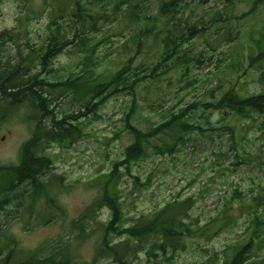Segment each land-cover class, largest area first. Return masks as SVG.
Instances as JSON below:
<instances>
[{
    "label": "rangeland",
    "instance_id": "rangeland-1",
    "mask_svg": "<svg viewBox=\"0 0 264 264\" xmlns=\"http://www.w3.org/2000/svg\"><path fill=\"white\" fill-rule=\"evenodd\" d=\"M141 1L144 13L152 16L158 13L162 0ZM25 2L31 3L29 6L39 11L23 14L25 4L20 3ZM229 3L234 4L230 6ZM49 6L47 0H0V33L8 30V34L23 36L24 32L30 31L31 42L41 44L50 18ZM251 7L252 3L248 0H216L205 7L189 5L178 15L180 18L177 19V24L188 27L190 23L186 22L190 21L192 30L185 28V41L180 47V54L184 55L178 67L169 70L154 86H145V102L142 103L143 110L139 115L145 128L161 122L164 111L172 106L177 109L195 100H214L231 87L245 96L259 94L264 89L256 68H248L247 39L241 38L242 42L222 40L225 25L221 22L211 28L212 19L221 17L230 19L234 31L245 27H253L259 31L264 26V19L259 12L246 16ZM107 12L112 14V7H107ZM26 17L31 19L27 20ZM202 21L208 24L207 28L203 32H197L195 22L200 27ZM125 24L127 21L121 24L116 20L105 21L98 32L91 33V42L96 45L95 53L99 62L96 64V74L116 72L131 56L135 57L133 65L142 63L145 67L160 59L162 45L157 41L146 44L138 54L133 48L129 52L125 50L123 44L126 36L123 35H128L131 31ZM170 26L175 32L176 26ZM70 37L78 40V46L68 45L48 67L53 72H43L42 75L49 76L50 80H64L71 72L78 73L82 70V65L78 64L82 60L78 56L81 52L79 45L87 37L84 34L77 38L74 35ZM25 41L23 37L19 43L23 45ZM17 51L14 42L0 40V64H14ZM168 64L173 65L171 61ZM41 87V91L54 100L56 112L63 114H72L79 109L83 113L86 110L84 102L91 96L88 94L77 101L72 92L66 95H62V92L58 99L53 97V87L46 84ZM57 92H60L59 89ZM154 100L158 102L151 105ZM97 102L99 99L94 104ZM130 103L131 96L126 93L108 98L99 109L97 118H80L85 132L82 139L67 147L52 143L45 150L54 159V174L64 175L63 181L50 182V195L64 210V216L61 210L56 218L51 216L50 210L45 207L46 198L42 197L36 207L38 211L44 212L42 218L20 217L22 201L15 200L16 194L8 193L6 210L9 211L8 214L11 213L9 217H13L11 231L19 238L22 247L37 248L45 241L66 233L71 221L78 218L100 196L102 183L99 179L107 176L114 163L124 158V149L133 140L125 131L123 120ZM1 113L4 114V110ZM31 114L28 106H22L12 116L0 122V166L19 163L21 146L32 136L35 127V122L28 116ZM228 115L223 112L218 114L216 111L203 113L201 117L199 115L198 121L214 130L207 135L194 133L192 140L173 155H161L153 151L148 158L133 163L132 172L139 175L140 181L146 186H135L130 176L124 172L118 183L123 196L124 224L127 225L168 202L188 197L193 198L192 217L200 225L209 223L217 213L225 210H228L227 215L232 214L231 220L212 240L194 237L187 250L170 254L166 262L159 263L158 259H150L142 252L138 253L131 264H199L215 255L222 257L225 251L233 250L249 238L253 230L249 205L252 197H256L259 192V184L264 187L263 117L256 115L254 119H242L244 121L236 123L242 131L235 133L237 145H244L255 157L252 162H244L239 161L236 150L231 147L230 134L220 130L223 118V124H226L229 121L227 119L233 117L232 114ZM119 131L121 136L116 137ZM4 177V180L8 178L0 173V180ZM2 197L6 199L5 194ZM260 203L257 208L264 213V202ZM108 215L109 211L102 209L98 212L97 220L106 222ZM3 216L4 214L0 216L1 220ZM98 236L100 237L95 232L82 241L73 243V248H77L76 254L84 264H92L98 247ZM263 257L264 246L255 250V260ZM110 261L111 259H100L95 264H109Z\"/></svg>",
    "mask_w": 264,
    "mask_h": 264
},
{
    "label": "trees",
    "instance_id": "trees-1",
    "mask_svg": "<svg viewBox=\"0 0 264 264\" xmlns=\"http://www.w3.org/2000/svg\"><path fill=\"white\" fill-rule=\"evenodd\" d=\"M211 1L216 0H162L158 13L148 16L144 13L141 0H47L50 3V18L41 44L31 42L30 31L24 32L23 36L8 34V30L0 33V40L14 42L18 49L14 64H0V122L22 106L31 109L32 114L28 116L35 122L32 136L21 146L19 163L0 166V173L8 177L0 180V213L4 214L3 219H0V264H84L76 254L77 248H73V243L95 232L100 237L92 264L100 259H111L109 264H131L138 253L142 252L148 258L158 259L162 263L169 260L170 254L187 250L194 237L210 241L225 229L232 218V214H226L228 210L217 213L209 223L200 225L192 217L194 201L191 197L168 202L152 213L138 217L131 224H124L123 196L118 183L120 176L126 173L135 186H146L140 181V176L132 172V164L148 158L153 151L161 155H173L192 140L194 133L207 135L214 128L198 121L206 112H223L227 116L232 114L233 117L228 118L226 124H223V118L220 130L230 134L231 147L236 150L239 161L255 160L253 153L248 152L244 145H237L238 141L234 137L236 132L242 133L236 123L244 121L242 119H254L256 115L263 117L264 132V89L259 94L245 96L231 87L214 100H195L177 109L172 106L164 111L161 122L147 129L139 117L143 110L142 103L145 102V86H154L183 60L184 54H180V47L185 41L187 26L177 24L180 18L178 15L189 5L205 7ZM248 1L252 7L246 16L259 12L264 19V0ZM20 4H25L23 14L39 11L30 7L31 3ZM107 7H112V14H108ZM115 20L120 24L127 21L125 25L131 29L128 35H123L126 36L123 44L125 50L129 52L133 48L138 54L146 44L157 41L162 45L160 59L145 67L142 63L133 65L135 57L131 56L116 72L96 74V64L99 63L95 53L97 48L91 42L90 35L98 32L103 22ZM219 22L225 25L222 40L242 42L241 38L247 39L248 68H256L259 81L264 84V26L259 31L253 27L234 31L229 18L215 17L211 21V28ZM186 23H190L187 29L192 30L191 22ZM202 23L198 27L195 22L197 32L207 28V23ZM170 24L176 26L175 32ZM83 34L87 40L79 45L81 52L78 56L82 60L78 64L82 65L81 72H71L64 80H50L49 76L42 75L44 71H48V74L53 72L48 67L68 45L78 46V40L70 36L77 38ZM23 37L26 41L22 45L19 42ZM170 61L172 66L168 64ZM44 84L54 88L53 97L58 99L68 92H72L77 101L91 94L84 102L86 110L83 113L81 109L79 112L75 110L72 114L56 112L54 100L41 91ZM125 93L131 96V103L124 113V129L133 140L124 149V158L116 161L108 175L99 179L102 183L100 196L78 218L71 221L66 233L45 241L37 248L22 247L19 238L11 231V213H4L9 201L8 193L16 194L15 200L22 201L20 217L42 218L44 212L36 209L42 197L46 198L45 207L50 210L51 216L56 218L60 210L64 216V210L50 195V182H61L64 175L54 174V159L45 150L52 143L67 147L78 142L85 135L80 118H97L99 109L108 98ZM97 99L99 102L94 104ZM156 102L152 101L151 105ZM1 110H4V114ZM120 136L119 131L116 137ZM260 185L257 196L252 197L249 205L253 227L249 238L233 250L225 251L222 257L215 255L199 264H264V257L255 260V250L264 246V213L257 208L261 205L260 201L264 202V187ZM3 194L6 199H3ZM102 209L109 211L106 222L97 220L98 212Z\"/></svg>",
    "mask_w": 264,
    "mask_h": 264
},
{
    "label": "bare ground",
    "instance_id": "bare-ground-1",
    "mask_svg": "<svg viewBox=\"0 0 264 264\" xmlns=\"http://www.w3.org/2000/svg\"><path fill=\"white\" fill-rule=\"evenodd\" d=\"M6 211H7V210H5L4 213H5ZM8 212H9V211H7V213H8ZM0 215H2V213H0Z\"/></svg>",
    "mask_w": 264,
    "mask_h": 264
}]
</instances>
